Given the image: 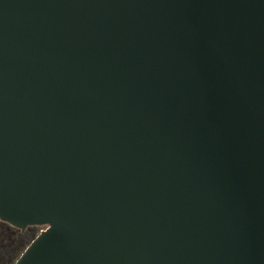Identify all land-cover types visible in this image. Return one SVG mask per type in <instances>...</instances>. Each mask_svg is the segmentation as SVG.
Segmentation results:
<instances>
[{"label": "water", "instance_id": "1", "mask_svg": "<svg viewBox=\"0 0 264 264\" xmlns=\"http://www.w3.org/2000/svg\"><path fill=\"white\" fill-rule=\"evenodd\" d=\"M0 217L14 264H264V0H0Z\"/></svg>", "mask_w": 264, "mask_h": 264}, {"label": "flooded vegetation", "instance_id": "2", "mask_svg": "<svg viewBox=\"0 0 264 264\" xmlns=\"http://www.w3.org/2000/svg\"><path fill=\"white\" fill-rule=\"evenodd\" d=\"M41 226L39 224H28L22 228L0 217V264H11L13 256L20 251L23 245L26 244L27 246L29 244V241L37 235V229H40Z\"/></svg>", "mask_w": 264, "mask_h": 264}, {"label": "rangeland", "instance_id": "3", "mask_svg": "<svg viewBox=\"0 0 264 264\" xmlns=\"http://www.w3.org/2000/svg\"><path fill=\"white\" fill-rule=\"evenodd\" d=\"M39 228H40V229L44 228V225H42V226L39 227ZM40 229H37V233H36V234L39 233ZM25 248H26V244L23 245V246L21 247L20 251H18V252L13 256V259H12L11 264L14 263V261L18 258V256L22 253V251H23Z\"/></svg>", "mask_w": 264, "mask_h": 264}]
</instances>
